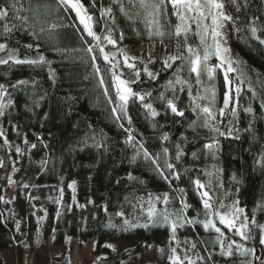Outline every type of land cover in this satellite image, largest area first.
I'll return each instance as SVG.
<instances>
[{
	"label": "trees",
	"instance_id": "1",
	"mask_svg": "<svg viewBox=\"0 0 264 264\" xmlns=\"http://www.w3.org/2000/svg\"><path fill=\"white\" fill-rule=\"evenodd\" d=\"M20 2L25 8L23 15L29 17L28 26L35 28L37 32L42 27L45 29L40 38L41 53L51 61L55 82L53 83L49 79L47 67L33 69L23 65L13 66L9 69L8 66H0V83L10 85L16 80L34 78L38 81L39 92L47 93L43 99H40L39 96L36 97L40 100V106L35 109V114H33L25 111L24 107L26 104H31V86L12 90L11 98L15 107L11 110V123L7 119L0 118V127L4 129L8 140L12 143L20 144L24 141V136L27 137L28 144H25V147L33 161L37 179L51 182L52 186H56L57 182L62 185L64 202L59 209V217H57V205L54 203L49 205V221L54 220L55 224L52 239L54 244L62 245L67 237L82 240L94 237L97 241V249L112 255V248L108 245L117 241H134V244L126 249L121 257L129 258L153 248L156 251L155 260L153 263L147 264H168L166 259L168 230L166 228H150L148 230L137 228L121 231L118 228L122 224L123 217L118 216L117 213L123 211L125 217L133 219L132 204L136 203L138 197L146 199L148 193L154 195L168 193L172 198L169 207L179 208V195L174 190L179 187L185 189V198L192 205V208L188 210V216H195V209L200 207V202L191 180L198 178L202 182H207L211 179L215 184V177L206 176L202 171L212 170L213 164L223 169L222 175H220L223 188L214 189L216 195L224 198L225 190H227L231 195L225 201L226 203L233 198H238L239 206L245 209L250 218L255 214L257 222L264 221V209L259 208V205L264 202V169L255 163L264 153V110L260 108L261 102L264 101V44L252 39L250 33L243 28L235 31L231 24L227 25V36L233 48L234 57L238 56L244 61L241 68L251 79L257 97L254 100H249L251 93L247 92L248 85L245 83L240 98L241 107L238 109L239 119L238 122L233 121L235 126L241 130L240 139L218 136L219 150L216 160H212L211 157L205 159L203 152L200 153L198 160L191 158V152L200 148L205 142V138L213 135L207 129L198 128L199 135L195 137V142L188 143L184 147L187 155L177 163L174 159L175 148L171 142L177 141L181 133L188 136L190 140L192 139L193 132L186 131V129L188 122L195 120L196 116L189 106L187 86L183 92L177 91V107L185 110L184 117L174 116L170 111L165 115V106L159 99V95L161 92H165L168 98H172L173 93L165 91L164 86L168 80L175 78L174 70L180 61H177L171 68L165 69L162 60H159L153 72L158 76L152 79L144 71L145 67L150 71L149 67L143 63L144 61L138 59L135 66L138 67L140 76L139 78L134 77L132 81L137 82L130 83V87L137 93H151V96L146 95L145 100L151 102L160 115L153 120L140 100L130 98L126 107L127 116L131 118V125H129L127 117L122 121H116L111 113V109L116 104L109 102V98L116 101L110 71L111 64L105 63L98 50L91 54L85 51L88 42L95 44V41H92L91 37H87L83 32L82 25L75 18V14L71 10L66 12L61 10L58 14L55 10L54 0H20ZM47 2H52V10L47 15L43 14V7L40 9L41 14L39 15L27 10L29 3H31L32 9H35L37 4L42 6ZM82 2L96 21L94 30L98 34L103 33L105 22L100 18L99 9L101 5L108 7L110 0H96L95 8L90 6L92 0H82ZM238 2L243 6L240 13H236L231 5H226V11L234 16L238 15L241 20L245 17L249 20L255 17L257 24H264V0H238ZM123 3L130 11H136V9L130 8L128 0H123ZM170 13L169 5V16L165 19L176 22L177 18ZM113 14L116 17L115 25L110 19L108 25L116 29L113 32V37L118 41L117 47L113 48L106 41L101 46L105 47L106 52L117 54L118 64L115 72L118 74L122 57L118 55L120 49L124 51L127 46L161 42L159 39H148L140 18H136V23L132 24L120 14L115 5H113ZM52 23L71 26L55 30L49 39L47 29ZM133 28H137L141 35L137 36ZM120 31L124 33L123 41L119 40ZM258 35L264 39V32H258ZM17 40L20 41V44L35 43L34 37L27 33L16 32L15 39L9 41V44L10 47L20 48V55H36L35 51L28 52L27 49L20 47V44L16 43ZM0 42H4L2 38H0ZM163 42L174 43L177 54V39L174 36H166ZM189 43L195 46L199 40L190 34ZM92 55L97 56L95 63L101 69L100 74L106 81L105 87L109 89V96L104 95V90L99 84V76L95 73L91 63ZM210 62L215 64V58L213 57ZM257 73L260 74L259 77H257ZM180 75L188 77L186 67ZM191 82L193 96H195L199 86L195 85L194 75ZM215 86L217 90L216 108L218 109L222 107L225 91L222 72L217 73ZM249 103L254 110L255 119L243 111V107L248 106ZM45 114L46 119L44 118ZM217 119H220L219 116ZM229 120H232V117L226 115L224 123L220 125L222 131L227 132ZM250 121H252V131L246 132L244 129L248 128ZM121 123L124 128L131 129L135 139L142 141L149 152L158 153L162 151L163 147L169 148V155L173 158L172 162L176 164V169L180 172L178 181L172 179V187L157 174L150 162H145L142 158H138L135 163L131 162L134 149L125 143L128 133L120 127ZM154 123L164 125L163 129L157 127L154 130ZM13 124L20 125V136L17 135ZM161 132L170 133L171 142H162L159 139ZM101 133L105 137L107 151L92 147L93 141L90 139L88 146H84L83 141L86 136L95 135L97 139H100ZM37 136H41L43 142L39 141ZM31 144H36L37 147L30 149ZM44 144H47V147H44ZM81 148L83 150H80ZM44 161L47 163H42ZM185 169H190V171L185 172ZM128 173H132L134 177L144 183L129 181ZM233 173L240 180L238 186L231 180ZM117 180L120 181L119 184L116 183ZM70 181L76 182L75 198L77 203H73V200L70 199L72 192L67 186ZM237 187H239L238 194L236 193ZM15 194L17 208H22L24 195L19 187L15 189ZM125 197H128L131 202L126 201ZM78 205H83V207ZM105 207L107 212L104 210ZM157 208H163V205L158 204ZM135 211L139 212V209ZM0 213L3 214L0 216V249L8 250L13 248L14 242L20 241V238L13 235L16 232L13 229L14 217L9 212L8 203L0 202ZM109 222L115 224L117 228H109L107 226ZM217 226L221 227L226 237L235 238L223 225H219L217 222ZM254 231H257L258 235V230L254 229ZM197 234L204 240H208L210 235H214L206 233L200 226L196 227L195 232L190 227H186L179 229L177 233L180 240L185 238L195 240L197 251L207 257L208 253L205 252L204 245L197 240ZM246 243L254 248L260 245L258 239ZM146 244L151 247L145 246ZM160 248L165 249V255H161L158 250ZM210 250L214 252L213 260L217 263L218 248ZM115 264H119V261H116ZM207 264H212V262L208 261Z\"/></svg>",
	"mask_w": 264,
	"mask_h": 264
},
{
	"label": "snow or ice",
	"instance_id": "2",
	"mask_svg": "<svg viewBox=\"0 0 264 264\" xmlns=\"http://www.w3.org/2000/svg\"><path fill=\"white\" fill-rule=\"evenodd\" d=\"M55 10L59 14L61 10L69 11L71 10L75 14V18L82 25L83 32L86 33L87 37H91L95 44L88 42V47L85 51L89 54L98 50L103 56L105 63L111 64L112 82L115 88L116 101H112L109 98L110 103H115L116 106L111 109V113L116 121H122L127 117L129 125H131V118L127 116V105L130 98H136L142 102V106L147 110L150 116L155 120L160 113L153 107L151 102H146L145 97L151 96V93H137L129 86L130 83H136L137 81H126L117 76L115 69L117 68V54L109 53L105 51V47L101 46L105 41L108 45L113 48L117 47V39L113 37V32L116 31L114 27H109L108 20L112 21L115 25L116 17L113 14V5H115L120 14L123 15L132 24L136 23V18H140V22L144 24V33L147 34L149 40L159 39L163 42V39L168 36H174L177 39L178 52L175 55H170L162 61L163 67L165 69L171 68L172 65L176 64L177 61L180 63L176 66L174 70V79L168 80L166 82L165 91H171L173 93L172 98H168L165 92H161L159 99L164 103L165 115L168 111L174 116L184 117L185 110L177 107L178 95L177 91L183 92L185 86H187L188 97L190 101V108L193 114L196 116L195 120L188 122L187 130L193 132V137L190 140L188 136L181 133L178 140L175 142L170 141V133L161 132L159 139L162 142H171L175 148L174 159L179 163L187 153L184 151V147L188 143H194L195 137L198 134V128L207 129L209 132L213 133L211 137L205 138V142L202 146L195 151L191 152V158L193 160H198L200 158V153L203 152L205 159L211 157L212 160L217 159V152L219 150L218 136L232 137L234 139H240V129L235 126L233 121L239 119L238 109L241 107L240 98L241 93L244 91V84L247 83V92L251 93L249 100H254L257 97V92L252 87L251 79L242 70L241 65L244 64L238 56L233 57L231 55V49L227 46V36L224 32L226 25L231 24L235 31H239L243 28L246 32L250 33L252 39L258 40L260 44H264V39H262L258 32H264V24H257V20L253 17L251 20L246 17L241 20V18L236 15L226 11V5H231L236 13H240L243 7L238 0H128L130 8L136 9L135 12L129 10L124 6L123 0H110L108 7L101 5L100 18L105 22L104 32L98 34L94 30L95 23L94 17L90 14L89 9L85 7L82 0H54ZM169 5L171 9V15H174L177 20L176 22H171L165 18L169 16ZM92 8L96 7V0H92ZM43 7L44 15H47L52 10V2H47L42 6L40 4L36 5L35 9H32L31 3H29V11H33L36 15L41 14L40 9ZM25 11L24 6L21 4L20 0H2L0 2V38L4 42H0V66H8L10 69L13 66H23L27 65L33 69H43L47 67L49 79L55 82V73L51 68V61L48 60L41 53V43L40 38L44 33L45 29L42 27L39 32L35 28L29 27V17L23 15ZM71 25L66 24H50L47 29L49 33V39L51 38L52 32L61 27H70ZM194 26V27H193ZM133 31L137 36L141 35V32L137 28H133ZM21 32L22 34L27 33L28 35L34 37L35 43L20 44V41H16L28 50V52L35 51L36 55L30 56L25 54L23 57L20 55V48L10 47L9 41L15 39V33ZM194 35L198 38L199 43L193 46L189 43V36ZM84 39V37H82ZM124 33L119 32V40L123 41ZM186 53V55H185ZM118 55L123 56V63L129 69H134L135 64L130 63L131 60H135V57H129L127 53L120 49ZM215 58L216 63L213 64L210 61ZM97 56H91V63L94 67L95 73L99 76V84L104 90V95L109 96V89L105 87L106 81L101 75V69L96 65ZM187 68L188 77H182L180 73ZM145 73L149 78H156L158 74H154L145 67ZM223 73V84L225 91L223 94L222 107L216 108V96L217 90L215 86V80L217 73ZM135 76L139 78V70L135 71ZM195 78V85L199 87L196 89L195 96H193V86L191 78ZM257 73V77H259ZM32 88V95L30 97L31 104H26L25 111L32 112L35 114V109L40 106V100L36 97L39 96L43 99L47 93H40L38 81L36 79L31 80H16L10 85L5 83H0V118L7 119L11 123L12 112L11 110L15 107L14 101L12 100V90L27 88L28 86ZM179 86V89H177ZM261 110H264V101L260 104ZM243 111L255 119V113L251 106L243 107ZM226 115H230L232 120L228 121V130L224 132L221 130L220 125L224 123V118ZM219 116L220 119H217ZM44 118L47 116L45 114ZM13 128L17 131V135L20 136L19 131L20 125L13 124ZM120 127L128 133L125 143L133 147L134 154L131 157V162L135 163L138 158H142L145 162H150L157 174L165 180L170 187H172V179L177 181L180 179V172L176 169V164L172 162V157L169 155V148L163 147L161 152L151 153L145 147L142 141H137L132 135L130 128H124L123 123ZM154 130L158 127L163 129L164 125L155 124L153 125ZM246 132L252 131V121L249 122L248 128L244 129ZM0 139L3 140L5 145H10V142L5 134V131L0 127ZM37 139L43 142L41 136H37ZM92 140V147L97 150L103 149L107 151L105 144V137L101 133V138L97 139L95 135L86 136L83 144L88 146V140ZM25 144H28V139L24 136ZM36 144H31L30 149L36 148ZM47 147V144H44ZM80 150H83L82 148ZM17 155L21 154V149L16 147L15 149ZM42 163H47L44 161ZM261 169H264V153H262L259 159L255 162ZM3 166V162L0 161V167ZM194 170V169H192ZM190 171V169H185V172ZM204 174L209 177H215L216 183L213 184L210 179L207 182H202L200 179L191 180V183L196 191L200 207L195 209V216H188V210L192 208L185 198V189L177 187L174 189L177 191L180 200L179 208H170L169 204L172 203V198L168 193H162L154 195L148 193L147 198L138 197L136 198V203L132 204L133 219H128L125 217L123 211L118 212L117 215L123 217L122 224L119 226L118 230L128 231L137 228H143L148 230L150 228H166L168 230V243H167V255L166 259L168 264H207L211 261L215 264L213 260L214 252L210 249H215L219 246V255L224 258H232L238 256L240 258V264H253L254 259H260V264H264V259L256 257V249L254 247L246 246V242L258 239L260 245H264V224L258 223L255 214L249 217L245 209L240 207L239 199L233 198L227 203L229 195H231L227 190H225L224 198L216 195L214 189L223 188V183L220 180V175H222L223 169L217 167L215 164L212 165V170H202ZM127 179L129 181H135L137 183L143 184L144 181L139 180L134 177L132 173H128ZM231 180L237 186L240 183L238 177L233 173ZM9 184L14 183V181L9 177ZM117 184L120 183L119 180L116 181ZM24 188H28V184L23 185ZM68 187L75 192L76 182L72 181ZM60 197H63V188L59 189ZM239 187L236 188V193L238 194ZM34 198V197H33ZM73 203L76 202L75 195L72 197ZM125 200L129 201L128 197ZM0 202L9 203L10 201L4 200V197L0 196ZM57 204L61 203V200L56 201ZM91 203V201H89ZM158 204H162L163 208H157ZM83 207V205H78ZM259 208L264 209V202L259 205ZM139 209V212L135 210ZM105 212L107 208L105 207ZM3 214L0 213V216ZM60 216V212L57 211V217ZM223 225L233 236L240 238V241L245 243L237 242L236 240H231L226 243L225 232L221 230V227L217 226ZM109 228H117V226L111 222L107 225ZM200 226L206 233L214 234L210 235L208 240L201 239L197 234V240L200 244L204 245L205 252L208 253L207 257L202 256L199 251H197V242L190 238H185L180 240L177 233L179 229H184L190 227L194 232L196 227ZM16 229L19 231L20 222L16 221ZM258 230V235L257 231ZM175 245V246H173ZM181 249L184 255L178 254L177 249ZM151 247V245H145ZM108 247H112L108 245ZM116 249L113 247V251ZM161 255H165V249H158ZM120 264H125L122 260Z\"/></svg>",
	"mask_w": 264,
	"mask_h": 264
},
{
	"label": "rangeland",
	"instance_id": "3",
	"mask_svg": "<svg viewBox=\"0 0 264 264\" xmlns=\"http://www.w3.org/2000/svg\"><path fill=\"white\" fill-rule=\"evenodd\" d=\"M224 32L227 36V25ZM227 46L231 49V55L234 57L233 48L228 36ZM124 52L129 57L136 58L134 61L130 59V63L135 64L138 59H141L149 67L150 72L153 73L159 60L163 61L168 56L176 54V45L174 43L163 42L127 46ZM0 55L4 54L0 53ZM23 56L21 55V57ZM30 56L34 57V55ZM137 69L138 67L136 66L134 69L126 67L122 56L117 76L131 82L135 77L134 73ZM146 88L148 89L149 85ZM25 146L24 142L20 144L10 142V145H5L3 140L0 139V161L3 162V166L0 167V196L4 197L6 201H10L8 203L9 212L14 217L13 229L16 231L13 235L20 238V241L14 242L13 248L8 250L0 249V264H115L116 261H119L120 264L122 260L125 264H147L154 262L156 251L153 248H149L148 251L129 258L121 257V254L126 249H129L134 244V241H117L110 244L112 246L110 247L112 248V255L105 251H99L94 237L86 240L67 237L65 243L62 245L54 244L52 239L55 224L54 220L52 222L49 221V205L52 203L56 204L57 211L61 208L64 196L60 197L59 189L62 188V185L57 182L56 186H52L51 182L37 179V172L33 169V161ZM16 147L21 149V154L17 155L15 151ZM9 177L14 183L9 184ZM24 184H28L29 187L24 188ZM17 187H19V190L24 195L22 208H17L15 194ZM70 190L72 192L70 199H72L75 192L72 189ZM58 199L61 200L59 204L56 203ZM16 221L20 222L19 231L16 229ZM258 223L264 224V221H259ZM233 239L237 242L245 243L240 241V238L237 236L235 238L226 237L225 242L228 243ZM246 246L250 247L247 243ZM113 247L116 249L115 251H113ZM183 247L181 245V248L177 249L178 254L181 256L184 255V252L181 250ZM217 248L218 261L215 264H240L238 256L232 258L221 257L219 255V246ZM255 249L256 257L264 259V245H259ZM253 264H260V259H254Z\"/></svg>",
	"mask_w": 264,
	"mask_h": 264
}]
</instances>
